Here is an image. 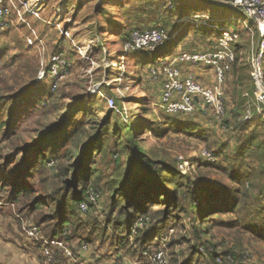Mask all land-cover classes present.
Masks as SVG:
<instances>
[{"label": "rangeland", "instance_id": "1", "mask_svg": "<svg viewBox=\"0 0 264 264\" xmlns=\"http://www.w3.org/2000/svg\"><path fill=\"white\" fill-rule=\"evenodd\" d=\"M4 3L10 15L0 34V121H4L0 129V204L9 205L15 213L13 222H20L24 236V229L36 227L43 241L32 242L40 255L44 241H49L55 224L62 219L64 181L73 175L72 167L91 144L93 149L86 161L91 174L79 190L94 187L101 193L99 204L85 214L74 207L75 214L66 216L71 223L64 234L58 233L65 249L52 248L48 256L42 253V261L95 264L97 253L98 261L103 259L106 264H157L150 257L162 250L164 264H264V214L263 218L256 214L264 209V177L253 182L258 189L243 188L246 196L242 197L233 196L235 189L242 188L229 178L244 167L253 170L257 165L259 153L253 151L245 157L239 154L246 139L253 134L258 137L255 141L264 143V117L257 115L253 96L254 67L261 62L264 69V0H258L254 10L241 6L247 4L246 0L240 5L235 0ZM149 29L165 33V50L123 53L133 32ZM32 31L34 44L29 47L25 38ZM224 43L234 55V62L223 87V120L217 122L214 112L178 117L157 112L154 105L162 84L149 78L155 63L181 52L223 51ZM56 53L69 60L70 68L52 90L48 79L40 83L37 78ZM184 68L203 86L213 85L210 72ZM247 109L253 117L250 121L244 120ZM61 127H65L69 138L51 161L47 156L38 160L33 152L20 153L27 145L33 146L41 132L48 130L55 136ZM127 129L130 135L125 133ZM213 151L218 158L214 164L203 157L204 152ZM180 157L189 166L186 174H179L186 179L176 180L183 184L178 198L183 208L174 211L166 224H160L165 197L156 205L141 201L145 213L140 215L134 209H122L123 202L111 208L113 200L117 204L120 182L135 160L148 159L153 169L165 175L169 170L179 172ZM224 158L233 166H228ZM136 171L142 174L146 170L132 169L131 177ZM15 181L24 183L32 195L21 197L12 207L11 184ZM201 184L213 191L209 202L212 207H236V211L202 219L199 211L208 207V198L198 191ZM188 185L193 189L192 199L187 196ZM47 196L53 197L50 205L34 213L26 207L30 197ZM72 196H67L70 204ZM0 210L7 215V209L0 206ZM126 218L134 222L129 229L123 224ZM130 229L132 236H128ZM145 231L161 236L158 241L142 243ZM199 247L202 255L196 254ZM144 248L148 255H143Z\"/></svg>", "mask_w": 264, "mask_h": 264}, {"label": "built area", "instance_id": "2", "mask_svg": "<svg viewBox=\"0 0 264 264\" xmlns=\"http://www.w3.org/2000/svg\"><path fill=\"white\" fill-rule=\"evenodd\" d=\"M242 0H235L236 5H240ZM250 1V2H249ZM246 5H241L247 10H251L258 0H246ZM245 10V9H244ZM246 12V10H245ZM251 13V11H249ZM10 15L8 6H5L4 0H0V34L3 33L8 25L7 17ZM31 36L25 38L26 44L33 46V40L35 32L32 31ZM264 35V30H261ZM227 36V35H225ZM165 33L159 29H149L144 32H133L130 38L123 46V53L129 54L139 50H148L155 53L158 49L166 47ZM162 47V48H161ZM223 51H198V52H181L175 57H163L155 63V67H152L149 71V78L156 82H161V92L158 101L155 103V109L157 112L166 115L168 117L178 116H191L196 112H200L203 115H207L208 112H214L216 115V121L221 122L224 115L223 106V87L228 72L231 70V64L234 62V55L227 47L226 43L221 47ZM258 61H261L258 59ZM257 63L254 67V101L256 104L257 115L264 117V69ZM183 67H198L212 74L213 85L211 87L203 86L191 73H185ZM70 68L69 60L62 54L56 53L48 62L46 69H42L37 81L48 79L54 90L59 82L65 78ZM112 101L110 105L112 108ZM244 120H252L253 117L250 114V110L245 112ZM203 157L207 162H215V156L213 153L204 152ZM178 164V170L182 174H186L188 170V162L180 157ZM101 193L98 190L89 188L86 192L85 199L79 204L78 210L81 214H85L90 207H95L99 204ZM25 236L29 241L42 242L43 237L39 235L36 227L29 226L24 229ZM52 248L65 249L64 243L58 239H52L44 241L42 245L43 255L48 256ZM148 255V253H143ZM153 262L157 264H164L165 255L162 250L156 251L155 254L150 257ZM47 264V261H43Z\"/></svg>", "mask_w": 264, "mask_h": 264}, {"label": "trees", "instance_id": "3", "mask_svg": "<svg viewBox=\"0 0 264 264\" xmlns=\"http://www.w3.org/2000/svg\"><path fill=\"white\" fill-rule=\"evenodd\" d=\"M165 48L166 47H163V49L159 50V52L165 50ZM259 118L260 117H258V119ZM243 122L246 123V121H244V120H243ZM3 126H4V121H0V129H2ZM11 126L9 125L10 128H11ZM61 128H62L61 129L62 131H60V133H58L55 136L53 135V133H51L48 130L41 132L39 134V137L36 140L35 144L33 146L31 144L27 145L26 149H24L22 151L20 149V153L26 154V153L33 152L37 156L38 160H41V159L45 160L46 156H47L49 161H51L53 158H55V156H57V154L60 153L61 149L66 145L68 138H69V135H67L65 133L66 132L65 127H61ZM6 132H7V130H6ZM52 132H54V131H52ZM125 133L127 135L128 134L130 135V130L129 129L125 130ZM254 137H256V136H253V134H252L250 137H248L246 139V141L244 142V146H242L239 154L241 157H245L246 155L253 153V151H255V154L259 153V156L257 157V165L255 166V168L253 170H249V167L248 168L244 167V170L237 171L238 173L236 172V174H234V175H229L230 181L238 184L242 188V189L238 188V189L234 190V192H233L234 197L235 196L242 197L243 195H245L246 191L243 190V188H245V187L247 189H250V190L258 189V186H255V184H253V182L259 177H264V143H259V142L255 141ZM257 138L258 137H256V139ZM257 143L261 144V146H258ZM45 148H46V150L51 148L52 152L50 151V153L46 154ZM92 149H93V144H91V146L88 149L84 150V152L80 156L78 164H76V166L72 167V169H71V172H73V175L69 178L67 177L64 181L65 192H66L65 194L66 195L65 196L62 195L60 197V199H61L60 205L63 209L62 219L60 217L61 215H59L60 220L55 224L54 230H52L54 232H52L50 237H48L49 240L58 239V236H59L58 233L64 234L66 229L69 227V224L71 223V218H67L66 216H68V214H70V216L75 214L73 209H74V207L78 208L79 204L84 201L87 190L89 188H93L95 190H98L94 187H89L84 191L79 190L80 184L86 183L89 179V175L91 174V168L89 169V166H88L86 161H87V158H89ZM137 150H139V149L137 148ZM212 153L215 157L217 156V155H215L214 151ZM216 159L218 160L217 157H216ZM243 159H245V158H243ZM224 160L227 161L226 158H224ZM49 161H48V163H49ZM215 162H218V161H215ZM227 163H228V166H230V167L233 166L230 164V162L227 161ZM209 165H212V164H209ZM135 168L145 169L146 171H145V173H142V174L138 173V171H136L134 176L131 177V171H132V169H135ZM235 168H236V170L239 169V167H237V166H235ZM179 174H180V172H178V171L169 170V171H167V173L165 175H163L160 171L153 169L152 162L150 160H148V159H142L139 161L135 160L132 163V165H130V167L127 169L124 179L120 182V187L117 190V193L119 194V200H118L117 204H116V199L113 200L112 206H114V207H111V208H117L116 205L119 206V202H123L124 207H122V209L125 208L124 210H128L131 208V209H134L136 211V213H138L140 215V214L145 213V211H144L145 210V206H144L145 203H148L149 205H156V204H158V201L161 202L160 200L163 197H165L166 199H165L164 203L162 202L164 204V207L162 210H160V213H162V218H163L162 222L160 224H166L167 220L170 219V217L174 211H179L180 209L183 208L178 203L179 192H180L181 188L183 187V184L178 183V181H176V180H177V178L178 179H186V177H183L182 175H179ZM188 182H189V179H188ZM14 183L15 184H11V189L13 191L12 197H10L11 199H13L11 203H17V201L25 195H30V196L32 195L31 190H28L27 188L24 187L25 186L24 183H22L20 181H15ZM130 183H132L131 187L129 186ZM201 185L198 187V189H199L198 191L200 193L207 194L206 198H208L205 200L207 203L205 205H207L208 207L201 208V210L199 211V214L203 215L202 219H205L207 215L213 216L214 214H216L218 212H225V211L234 212V211H236V207H234L233 210L230 209L229 207H228L229 209H226L225 206L219 207V208L218 207H212V205L209 202H211V199L213 198V195H212L213 191L208 190V188L205 187L204 185H202V187H201ZM127 187H129L130 189H127ZM186 189H187V196L190 199H192L193 189L190 187V185L186 186ZM131 191H132V193H131ZM71 193L73 194V196H72L71 204H70L67 201L68 200L67 196ZM30 198L31 199H30L29 203L26 205V207H28L29 211L32 213L39 210L45 204L50 205L51 200H53V197H51V196H47V197H44L41 199H39L37 197H34V198L30 197ZM204 199L205 198H203V200ZM141 201L144 204H141L140 203ZM192 201H190V203H189L190 204L189 209H190V213L192 212V219L195 221L194 209L192 207L193 206ZM256 214L263 218L262 214H264V209L257 211ZM200 215H199V217H200ZM43 222H44V220H43ZM123 224L125 225V227L127 229H129L133 226L134 222L131 223L127 219V221ZM203 224H204V221H203L202 225ZM131 231H132V229H130L128 236H132ZM150 232L151 231H145L142 234V243L143 242H149V241L151 242V241H154L155 239L158 241V238L161 236V233H157V235H151L153 233H150ZM138 233H139V229H138ZM150 236H152V237H150ZM154 244L155 243H151L150 245H154ZM144 252H146V248H144ZM196 254L202 255L201 247L196 248ZM208 254L211 255L212 253L208 251ZM214 256H216V255H214Z\"/></svg>", "mask_w": 264, "mask_h": 264}, {"label": "crops", "instance_id": "4", "mask_svg": "<svg viewBox=\"0 0 264 264\" xmlns=\"http://www.w3.org/2000/svg\"><path fill=\"white\" fill-rule=\"evenodd\" d=\"M187 69L182 68L184 72H187ZM14 205V203H11L12 207ZM0 206L8 210L6 216L0 210V264H44L40 257L41 254L39 255L38 253V248L33 246L32 241L25 238L24 233L21 231L20 222H13L15 213L10 211L9 205L4 202ZM94 254L96 258L95 264H106L103 259L98 261V254Z\"/></svg>", "mask_w": 264, "mask_h": 264}]
</instances>
